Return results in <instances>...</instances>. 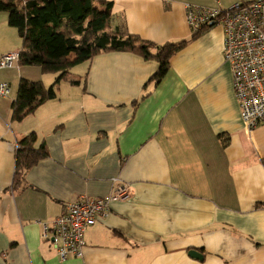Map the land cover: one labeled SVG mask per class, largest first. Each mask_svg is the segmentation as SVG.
Masks as SVG:
<instances>
[{
    "label": "crops",
    "instance_id": "obj_1",
    "mask_svg": "<svg viewBox=\"0 0 264 264\" xmlns=\"http://www.w3.org/2000/svg\"><path fill=\"white\" fill-rule=\"evenodd\" d=\"M99 1L112 4L113 29L187 43L157 84V61L100 54L22 122L11 109L19 81L45 83L44 74L18 64L0 71L11 85L0 98V264H264V125L250 130L242 121L224 28L194 38L186 21L187 4L251 0ZM20 49L14 43L0 57ZM31 133L48 156L16 180L18 142ZM118 186L132 199L113 202L87 230L83 256L61 261L39 222Z\"/></svg>",
    "mask_w": 264,
    "mask_h": 264
},
{
    "label": "trees",
    "instance_id": "obj_2",
    "mask_svg": "<svg viewBox=\"0 0 264 264\" xmlns=\"http://www.w3.org/2000/svg\"><path fill=\"white\" fill-rule=\"evenodd\" d=\"M0 11L9 12L8 24L22 41L18 65L39 67L44 75L58 74L51 86L41 80L20 79L11 106L15 122H22L40 106L56 99L59 86L70 81L69 71L76 65L104 53L133 52L159 63V71L151 80L157 84L168 71L170 59L187 43L158 45L113 29L112 4L99 0H0ZM203 30L194 33V38ZM71 83L80 84L73 80ZM37 142L35 133L18 142L16 180L48 156L45 144Z\"/></svg>",
    "mask_w": 264,
    "mask_h": 264
},
{
    "label": "built area",
    "instance_id": "obj_3",
    "mask_svg": "<svg viewBox=\"0 0 264 264\" xmlns=\"http://www.w3.org/2000/svg\"><path fill=\"white\" fill-rule=\"evenodd\" d=\"M186 21L193 33L222 26L226 33L224 61L228 63L235 98L245 126L253 130L264 125V0H251L229 8L186 5ZM20 51L0 57V71L13 69ZM11 85L0 80V98H9ZM132 199L127 187L118 186L104 198L80 197L66 204L65 211L42 226V239L57 250L61 261L83 256L87 230L109 217L113 202Z\"/></svg>",
    "mask_w": 264,
    "mask_h": 264
},
{
    "label": "rangeland",
    "instance_id": "obj_4",
    "mask_svg": "<svg viewBox=\"0 0 264 264\" xmlns=\"http://www.w3.org/2000/svg\"><path fill=\"white\" fill-rule=\"evenodd\" d=\"M8 19H9V12L0 11V51L2 49L6 48L7 46H10L14 43L17 44L19 47L22 46V41L18 35L17 30L9 26ZM5 54H7V53H5ZM5 54H3V55H5ZM84 63H82V64H84ZM82 64L76 65L75 67H73L69 71L70 78L76 79L78 77H80V78L83 77L82 75H84L85 67ZM35 68H37V70L40 69L39 67H35ZM11 72H13V71H11ZM3 74H5V73H3ZM57 77H58V74L44 75L45 84L47 86H50L49 83H54L56 81ZM13 99H15L14 95H12V100Z\"/></svg>",
    "mask_w": 264,
    "mask_h": 264
},
{
    "label": "water",
    "instance_id": "obj_5",
    "mask_svg": "<svg viewBox=\"0 0 264 264\" xmlns=\"http://www.w3.org/2000/svg\"><path fill=\"white\" fill-rule=\"evenodd\" d=\"M189 254H190V256H192L194 258L202 259V255L199 252L195 251V250L190 251Z\"/></svg>",
    "mask_w": 264,
    "mask_h": 264
}]
</instances>
